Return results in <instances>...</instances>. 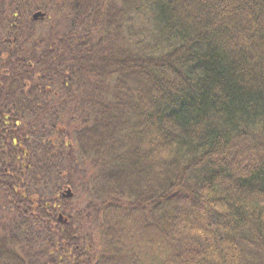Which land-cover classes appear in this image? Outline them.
<instances>
[{"label":"trees","instance_id":"obj_1","mask_svg":"<svg viewBox=\"0 0 264 264\" xmlns=\"http://www.w3.org/2000/svg\"><path fill=\"white\" fill-rule=\"evenodd\" d=\"M0 264H264V0H0Z\"/></svg>","mask_w":264,"mask_h":264},{"label":"rangeland","instance_id":"obj_2","mask_svg":"<svg viewBox=\"0 0 264 264\" xmlns=\"http://www.w3.org/2000/svg\"><path fill=\"white\" fill-rule=\"evenodd\" d=\"M87 195H88L87 191H84V190L77 191L75 193V198L73 200H71V202L74 203V205H78L80 203H83V202L88 200Z\"/></svg>","mask_w":264,"mask_h":264},{"label":"water","instance_id":"obj_3","mask_svg":"<svg viewBox=\"0 0 264 264\" xmlns=\"http://www.w3.org/2000/svg\"><path fill=\"white\" fill-rule=\"evenodd\" d=\"M44 17H45V15L42 14L41 12L36 13V14L34 15V19H35V20H38V19H40V18L42 19V18H44ZM63 197H64V198H67V199L73 198V197H74V193H73V191H72L71 189H67V190L65 191V193L63 194ZM62 219H63V217L60 216V221H62Z\"/></svg>","mask_w":264,"mask_h":264}]
</instances>
